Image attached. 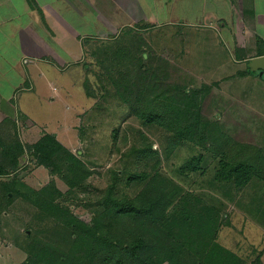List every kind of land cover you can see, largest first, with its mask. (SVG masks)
Here are the masks:
<instances>
[{"label":"trees","instance_id":"1","mask_svg":"<svg viewBox=\"0 0 264 264\" xmlns=\"http://www.w3.org/2000/svg\"><path fill=\"white\" fill-rule=\"evenodd\" d=\"M138 40L132 36L125 45L136 65L119 62L118 71H106L107 77L102 72L98 79L107 78L113 89L109 95L128 106L143 127L159 130L162 149L153 148V141L138 128L122 153L123 167L108 171L105 188L91 185L88 179L100 172L54 133L44 131L25 144L15 121L6 117L0 122V215L20 198L36 218L42 217L34 221L36 229L30 226L35 230L26 235L28 256L20 264L246 263L241 249L227 248L219 233L229 221L228 202L240 203L246 189L264 184V155L250 143L230 141L220 124L204 114V101L218 81L199 87L171 81L169 60L155 52L145 57ZM118 53L113 50L114 57ZM246 73H252L248 66L240 75ZM119 130H113V139ZM183 145L195 153L170 175L161 168V151L169 158ZM25 156L49 169L52 180L40 188L22 180ZM189 182L203 188H187ZM85 194L90 196L82 198ZM263 198L258 197L259 206ZM69 201L90 209V221L75 215ZM247 264L261 262L250 258Z\"/></svg>","mask_w":264,"mask_h":264},{"label":"rangeland","instance_id":"2","mask_svg":"<svg viewBox=\"0 0 264 264\" xmlns=\"http://www.w3.org/2000/svg\"><path fill=\"white\" fill-rule=\"evenodd\" d=\"M44 1L1 0L0 14L9 17L14 12L6 28L12 30L19 22L23 25L20 27L21 36L26 40L40 43L42 38L37 39V35H34L41 36L44 32L49 40L52 31L43 19ZM116 1L98 0L103 5L97 4L93 9L88 7V10L94 22L98 10L104 11L110 17V22L111 19L115 20L114 28L118 30L103 35L94 33L89 25V15L82 18L83 21L78 17L77 24L81 23L88 28L80 34L81 38L75 47L77 49H70L72 54L67 51V46L54 41L47 48L48 56L39 59L27 56L26 60H20L17 59L16 41L11 35L6 36L13 46L1 57L8 62L7 67L11 66V77L17 74L9 82H15V91L18 89L11 96L0 95V99L10 108L9 118L17 123L19 138L25 144H31L44 131L54 133L65 146L100 172L88 179L96 188L108 185L110 169L123 167L122 153L134 142L133 133L138 128H142L153 141V148L161 150L159 130L143 127L135 116L129 114L128 106L109 95L113 89L106 82L107 78L98 79L102 72L107 77L105 73L118 71L119 62L136 65L137 61L134 62L132 56L126 55L131 49L125 48V45L130 43V37L137 36L139 40L136 43L147 51L145 57L155 52L169 60L171 81L185 82L189 87L218 81L219 85L213 87L204 101V114L220 124L230 141L250 143L259 147L264 155V76L231 79L230 76L237 69L246 70L247 65L233 61V42L229 39L233 33L228 26L222 28V25H218L216 19H220L219 15L215 12L212 13L214 15H200L199 0H189L195 8L191 15L186 16L181 14V4L187 0H170L173 1L172 9L159 4L156 11L153 0H126L127 4L122 2L119 8ZM57 2L59 0L56 4H60ZM139 6L145 14L137 10ZM223 10L225 19L234 12L228 10V7ZM37 12H40L39 17ZM32 20L34 23L30 26ZM118 23H124L125 26H118ZM78 27L81 28L79 31H83L81 26ZM115 49L119 52L118 58L114 57ZM5 80H1L3 84ZM2 88L6 93L10 92L7 85ZM89 92L92 94L88 95ZM117 127H120L118 137L113 139V130ZM193 153L194 150L188 145L178 148L169 158L161 151V168L174 175L177 166ZM21 162L27 164V167L22 165L20 176L30 186L40 188L52 180L49 169L35 166L27 156ZM175 178L179 179L178 175ZM55 180L63 191L66 190L67 186L61 179L55 177ZM185 185L190 189L203 188L191 182ZM254 187L252 185L245 190L244 199L240 203L228 202L226 211L229 213V221L222 225L219 237L227 248L233 251L241 249L238 253H244L245 264L250 258L264 264V200L262 206L257 203L259 196L264 197V184L261 188ZM88 196L81 195L82 198ZM70 203L75 215L86 222L90 221V209L76 201ZM30 208L25 200L16 198L9 209L0 215V264H20L27 258L26 235L36 229L34 221L41 222L42 219L36 218L34 209ZM45 234L43 232L41 236Z\"/></svg>","mask_w":264,"mask_h":264},{"label":"crops","instance_id":"3","mask_svg":"<svg viewBox=\"0 0 264 264\" xmlns=\"http://www.w3.org/2000/svg\"><path fill=\"white\" fill-rule=\"evenodd\" d=\"M1 1V0H0ZM57 0H46L43 2V10L42 15L45 24L48 26V28L52 31L51 32V38L48 40L47 33L44 32L43 35L38 36V34H35L34 36L38 38H42V42L36 43L31 42L30 39H25L23 36H21L22 32L21 26L19 22L16 24V26L12 29L13 26H11V29H7L6 26L8 25L9 20L11 21L12 13L9 17L4 16L6 14H0V95L4 96L5 94L11 96V94H14L16 84L12 81L9 82V79H13L17 74L13 75L11 77L10 71L12 69L11 66L7 64L8 62L6 59L2 58L1 56H5V54L8 52L9 48L13 45L9 42V39L6 36L11 35L12 38L17 43V59L20 58V60L24 59L26 60L27 56L39 59L44 58L47 54V48L51 47L54 43V41L60 43V45L67 46L70 54L73 52L70 50L74 47V50L78 44V40H80L81 36L80 34L86 32L84 30H87V26L77 24V18L80 17L82 20L86 18L87 15H89V18L91 21H89V25L91 27V30H93L94 33L98 34H106L109 31L116 32L118 29L114 28L115 24L113 23L115 20L111 19L112 22H110V17H108L102 10H98L97 14L98 17L96 18V22H94V19L91 18V12L88 10V7L93 9L95 6H98V0H59L60 4H56ZM103 1V0H102ZM136 1V0H134ZM207 1H209L207 3ZM117 6H122V2H125V5L127 4L126 0H117L116 1ZM154 4L153 6H159V4L164 5L166 9H172L173 1L169 2L167 0H153ZM159 2V3H158ZM64 6H62V5ZM118 6V8H119ZM228 7V10L231 9L234 12L230 13V16L228 19H225L224 17V8ZM29 9V6H27ZM181 14L187 15L191 12H194V4L189 2L183 1L181 4ZM137 10H141V7L137 8ZM157 10V7L155 8V11ZM169 11V10H168ZM198 11L200 15H206V14H212L215 12V14L219 15V20H217L218 25H222V28H226L227 26L231 29L232 35L230 36V40L233 42V61L237 63L246 64L252 73H246L245 75H240V72L245 71V69H237L235 74L231 75V79L234 78H248L251 75L255 76H264V71L262 74H260V69L252 70L250 66V62L253 58L264 56V0H199L198 5ZM210 12V13H208ZM90 13V14H89ZM126 13V12H125ZM141 13H144L143 11ZM173 13H176L174 11ZM39 17L40 12L36 13ZM128 14V13H126ZM145 14V13H144ZM199 15V14H198ZM214 15V14H212ZM4 16V17H3ZM83 21V20H82ZM105 22L107 24H105ZM222 22V24H221ZM230 22V24H227ZM34 21H30V26L33 24ZM25 25V26H29ZM122 24V25H121ZM43 25V24H42ZM81 26L83 31L81 30ZM118 26H125L124 23H118ZM38 26V23L36 24ZM44 27V25H43ZM35 30V27L32 28ZM217 29V28H216ZM43 30V29H42ZM36 31V30H35ZM88 33V32H87ZM43 38L45 40H43ZM34 39H36L34 37ZM46 39L48 42V45L46 44ZM38 41V40H37ZM39 42V41H38ZM62 43V44H61ZM19 48V49H18ZM16 52V51H15ZM53 52V51H52ZM59 56V54H58ZM60 57V56H59ZM11 61V60H9ZM12 62V61H11ZM13 63V62H12ZM246 66V68H247ZM2 79H7L4 82H2ZM3 85H7L10 88V92L6 93L4 89L2 88ZM245 94V92H242ZM4 94V95H3ZM2 107H0V122L6 118L9 117L8 111L10 108H8L5 103H2ZM248 107V106H247Z\"/></svg>","mask_w":264,"mask_h":264},{"label":"water","instance_id":"4","mask_svg":"<svg viewBox=\"0 0 264 264\" xmlns=\"http://www.w3.org/2000/svg\"><path fill=\"white\" fill-rule=\"evenodd\" d=\"M250 66L252 70L260 69V74H262L264 71V56L253 58L250 62Z\"/></svg>","mask_w":264,"mask_h":264}]
</instances>
